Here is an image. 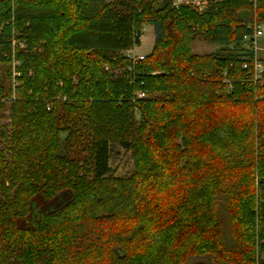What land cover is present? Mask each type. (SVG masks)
Instances as JSON below:
<instances>
[{
	"label": "trees",
	"instance_id": "16d2710c",
	"mask_svg": "<svg viewBox=\"0 0 264 264\" xmlns=\"http://www.w3.org/2000/svg\"><path fill=\"white\" fill-rule=\"evenodd\" d=\"M255 19L264 2L0 0V264H264Z\"/></svg>",
	"mask_w": 264,
	"mask_h": 264
},
{
	"label": "built area",
	"instance_id": "2783aa9c",
	"mask_svg": "<svg viewBox=\"0 0 264 264\" xmlns=\"http://www.w3.org/2000/svg\"><path fill=\"white\" fill-rule=\"evenodd\" d=\"M222 0H172L173 8L179 10L181 7L189 6L198 14H203L209 8L211 2L219 3ZM254 5H257L264 0H251ZM251 31L249 35H245V48L250 51V57L244 62V69H252L254 72L255 80H259L264 72V22L255 19L248 27ZM143 39V38H142ZM128 58L131 60V64L125 69L129 76L134 75L135 66L138 61L145 59V55H139L136 49L130 50L126 53ZM132 83V81H131ZM137 98L144 99L147 94L144 92H137Z\"/></svg>",
	"mask_w": 264,
	"mask_h": 264
},
{
	"label": "rangeland",
	"instance_id": "374dc122",
	"mask_svg": "<svg viewBox=\"0 0 264 264\" xmlns=\"http://www.w3.org/2000/svg\"><path fill=\"white\" fill-rule=\"evenodd\" d=\"M156 32L153 25H148L144 29L142 44L136 48V52L139 55L147 56L153 49L156 40ZM219 47L206 43L204 41H198L193 45V51L197 54L212 53ZM264 56V52H263ZM264 58V57H263ZM9 109L10 104L5 103L4 107L0 109V127L9 122ZM133 171V160L131 159L130 153L125 149L116 146L112 153L111 158V172L116 177L128 176Z\"/></svg>",
	"mask_w": 264,
	"mask_h": 264
},
{
	"label": "water",
	"instance_id": "95a60500",
	"mask_svg": "<svg viewBox=\"0 0 264 264\" xmlns=\"http://www.w3.org/2000/svg\"><path fill=\"white\" fill-rule=\"evenodd\" d=\"M198 264H202V263H198Z\"/></svg>",
	"mask_w": 264,
	"mask_h": 264
}]
</instances>
